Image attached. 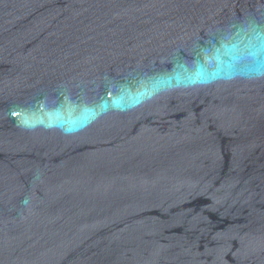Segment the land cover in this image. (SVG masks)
I'll return each mask as SVG.
<instances>
[{
    "label": "water",
    "instance_id": "95a60500",
    "mask_svg": "<svg viewBox=\"0 0 264 264\" xmlns=\"http://www.w3.org/2000/svg\"><path fill=\"white\" fill-rule=\"evenodd\" d=\"M0 264H264V0H0Z\"/></svg>",
    "mask_w": 264,
    "mask_h": 264
}]
</instances>
